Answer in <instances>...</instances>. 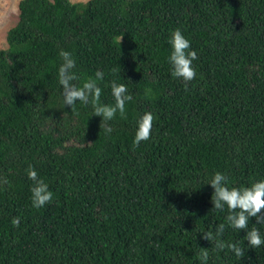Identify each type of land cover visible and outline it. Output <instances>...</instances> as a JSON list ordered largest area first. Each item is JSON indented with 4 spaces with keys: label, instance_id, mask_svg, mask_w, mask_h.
<instances>
[{
    "label": "trees",
    "instance_id": "1",
    "mask_svg": "<svg viewBox=\"0 0 264 264\" xmlns=\"http://www.w3.org/2000/svg\"><path fill=\"white\" fill-rule=\"evenodd\" d=\"M0 48V264H264L246 230L221 237L245 255L215 251L203 233L225 222L207 183L264 179V0H19ZM179 28L198 59L196 78L171 76L169 37ZM82 84L103 71L128 86L126 119L64 105L59 52ZM113 69H116L113 72ZM154 114L134 147L137 122ZM32 166L53 192L32 207ZM264 214V213H262ZM19 216V227L12 219ZM264 236V225L249 219ZM243 240V244L240 242Z\"/></svg>",
    "mask_w": 264,
    "mask_h": 264
},
{
    "label": "clouds",
    "instance_id": "2",
    "mask_svg": "<svg viewBox=\"0 0 264 264\" xmlns=\"http://www.w3.org/2000/svg\"><path fill=\"white\" fill-rule=\"evenodd\" d=\"M171 53L168 56V63L171 66V76L181 79L185 82L187 88L188 82L196 78V70L193 67V61L198 59L196 51L191 49V42L182 31L177 28L172 31L169 37ZM62 63L58 68V81L62 86V96L64 105L73 106L79 101L83 105H91L94 116L101 117L100 126L106 133L113 131L108 122L112 121L117 113L121 118L126 117V102L133 99L129 93L128 86L123 83L111 82V94L114 98V104H105L101 101L102 88L99 82L103 81V71L97 70L93 76H88L82 84L76 83L81 80L77 74V61L73 55L65 50L59 52ZM116 69H113L115 72ZM154 114L145 112L137 122V130L133 140L134 147H138L142 142L151 138V132L154 122ZM27 177L32 181L31 203L32 207L39 209L50 204L53 199V192L49 185L41 178L32 166L26 169ZM0 183L8 184L6 178H0ZM214 190L211 196L213 209L224 211L227 207L228 214L225 222L220 223L214 230H208L203 233V239L214 244L215 251H223L225 248L241 258L245 255L244 248L237 243H226L223 236L226 226L234 230H246L244 240L248 242V247L256 249L264 245V236H262L257 226L249 228V219L255 218L257 224L264 225V179L252 183L246 187L229 186V178L216 172L207 183ZM20 217L12 219V225L19 227ZM243 244V240L240 242ZM209 248H199L198 260L200 264H208Z\"/></svg>",
    "mask_w": 264,
    "mask_h": 264
},
{
    "label": "rangeland",
    "instance_id": "3",
    "mask_svg": "<svg viewBox=\"0 0 264 264\" xmlns=\"http://www.w3.org/2000/svg\"><path fill=\"white\" fill-rule=\"evenodd\" d=\"M19 0H0V48L5 46L6 30L13 26L17 21ZM71 2H79L86 0H70Z\"/></svg>",
    "mask_w": 264,
    "mask_h": 264
}]
</instances>
